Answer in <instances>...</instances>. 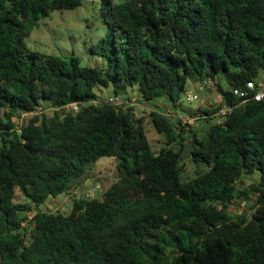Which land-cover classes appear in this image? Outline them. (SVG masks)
Masks as SVG:
<instances>
[{
  "label": "trees",
  "instance_id": "obj_1",
  "mask_svg": "<svg viewBox=\"0 0 264 264\" xmlns=\"http://www.w3.org/2000/svg\"><path fill=\"white\" fill-rule=\"evenodd\" d=\"M94 3L106 33L90 51L103 66L26 44L82 0H0V264H264V100L240 105L229 91L264 76V0ZM207 80L222 101L190 112L203 134L163 114ZM135 85L139 101H168L151 112L159 151L135 108L93 103L96 88ZM42 100L53 115L19 131ZM224 103L240 106L219 123ZM103 158L119 179L100 197L74 200L68 214L38 209L95 178Z\"/></svg>",
  "mask_w": 264,
  "mask_h": 264
},
{
  "label": "rangeland",
  "instance_id": "obj_2",
  "mask_svg": "<svg viewBox=\"0 0 264 264\" xmlns=\"http://www.w3.org/2000/svg\"><path fill=\"white\" fill-rule=\"evenodd\" d=\"M83 5L74 10H62L55 11L50 17L42 20L37 27L33 30L30 37L26 39L27 46L33 51H39L45 54H55L65 57H78L84 64L92 66H103L106 64V59L103 57L95 56L91 53L90 48L92 43H97L102 38L106 30L101 26L96 18L94 9L96 0H82ZM117 1V0H116ZM119 1V0H118ZM264 79V76H261ZM197 91V92H196ZM95 92L100 98H108L114 96V87L108 88L99 87L95 89ZM189 93H198L199 99L192 103H189L186 99ZM117 95L125 100H132L135 108L134 113L136 118L144 120L147 137L151 142L155 151H159L165 144V136L159 134L155 129L151 112L157 108L165 110L168 105V101L165 97L156 98L150 102L139 101L141 94L138 87H127L125 90L118 89ZM222 101L221 94L217 89H203L200 90V85H190L187 88V93L183 95L181 102L180 113L189 116L190 112L196 111L200 106L212 107L220 104ZM42 110L44 114L53 115V111L48 106L51 105L50 101H41ZM24 123L32 117L31 114H21ZM204 121H197L193 124L185 126V130L192 128L197 129L201 134L204 133L203 127ZM95 178L88 180L82 187L83 194L88 192L94 186H100L99 191L94 195V198H98L101 195V191L107 190L110 185L119 179V173L117 170L116 160L113 158H103L96 166ZM252 179L245 176L240 187L245 188L249 186ZM85 196V195H83ZM93 199V198H91ZM72 203L66 199V193L59 195L56 198H49L44 203L38 206V209L45 212L55 213L58 211L66 214L71 212ZM244 204H239L236 201L232 208V213H241L244 209ZM37 211L34 207L33 212H29L28 216L31 218Z\"/></svg>",
  "mask_w": 264,
  "mask_h": 264
},
{
  "label": "built area",
  "instance_id": "obj_3",
  "mask_svg": "<svg viewBox=\"0 0 264 264\" xmlns=\"http://www.w3.org/2000/svg\"><path fill=\"white\" fill-rule=\"evenodd\" d=\"M217 89L215 82L212 80H207L204 83L200 84V90L203 89ZM229 91L240 100V105H245L249 102H260L264 100V79H257L254 81L247 82L246 86L244 88H230ZM187 101L189 103H192L194 101H197L199 99L198 93H189L186 97ZM93 103L95 105H102V104H110L122 108L132 107L134 102L132 100H125V98H120L118 95L110 96L108 98H99L97 100H94ZM240 105H232L228 103H224L222 108L218 110L216 113V118L218 122H222L226 119L227 115L230 114L234 109H236ZM67 112L68 111H74L79 112L81 107L78 103H70L68 105H65L63 107ZM41 107H37L36 112H30L25 114H40ZM53 111V110H52ZM164 115L168 117H176L178 118L184 126H188L189 124H193L196 122V118L190 117L188 115H183L179 111L167 109L166 112H163ZM22 117V116H21ZM19 118V122L17 125V129L20 131L21 125L24 123L23 118ZM100 186H94L88 192L85 191L83 194V191L81 190V187H75L72 188L68 193H66V199L69 200V202H73L74 200L80 199V198H87L91 199L94 198V195L99 191ZM85 195V196H83Z\"/></svg>",
  "mask_w": 264,
  "mask_h": 264
}]
</instances>
